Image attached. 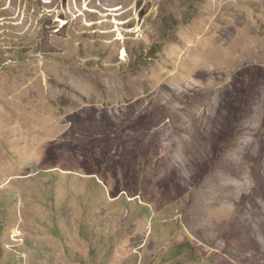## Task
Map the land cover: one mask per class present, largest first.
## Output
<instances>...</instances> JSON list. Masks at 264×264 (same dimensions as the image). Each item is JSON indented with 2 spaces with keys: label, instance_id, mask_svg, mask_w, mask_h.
<instances>
[{
  "label": "rangeland",
  "instance_id": "1",
  "mask_svg": "<svg viewBox=\"0 0 264 264\" xmlns=\"http://www.w3.org/2000/svg\"><path fill=\"white\" fill-rule=\"evenodd\" d=\"M0 264H264V0H0Z\"/></svg>",
  "mask_w": 264,
  "mask_h": 264
}]
</instances>
